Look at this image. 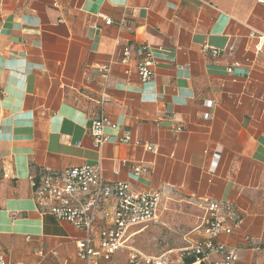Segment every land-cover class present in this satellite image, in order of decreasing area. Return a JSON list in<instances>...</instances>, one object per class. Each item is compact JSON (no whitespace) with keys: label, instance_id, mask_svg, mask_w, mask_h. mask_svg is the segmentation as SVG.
<instances>
[{"label":"crops","instance_id":"obj_1","mask_svg":"<svg viewBox=\"0 0 264 264\" xmlns=\"http://www.w3.org/2000/svg\"><path fill=\"white\" fill-rule=\"evenodd\" d=\"M143 44L156 58L145 84L119 63L124 45ZM103 114L111 125L97 148L89 128ZM125 134L130 144L120 142ZM85 165H99L107 183L163 193L159 222L132 228L127 248L101 264H128L134 253L176 257L201 242L202 199L237 208L241 222L220 240L238 264H264V6L0 0L5 264H87L76 255L86 233L41 213L30 180ZM136 165L145 170L137 177Z\"/></svg>","mask_w":264,"mask_h":264},{"label":"built area","instance_id":"obj_2","mask_svg":"<svg viewBox=\"0 0 264 264\" xmlns=\"http://www.w3.org/2000/svg\"><path fill=\"white\" fill-rule=\"evenodd\" d=\"M255 1L264 6V0ZM106 23L110 25L112 21L106 20ZM119 63L133 66L144 84L155 76L156 58L149 45L143 44L136 49L124 45ZM103 71L108 72L107 68ZM126 72L129 74L131 70L127 68ZM228 72L231 73L232 68ZM108 101L103 97L100 104ZM110 125L105 114L92 122L89 134L97 148L108 141L105 129ZM120 142L130 144L131 137L125 134ZM144 171L139 165L133 166L136 177ZM3 177L8 178V174L4 172ZM30 180L41 213L69 222L86 233V237L76 244V255L87 264L111 261L117 252L127 248L132 228L157 224L160 219L163 193L135 192L125 182L107 183L99 165L45 170ZM196 205L204 211L201 226L204 239L201 242L179 251L176 257L172 251L154 258L134 253L128 264H183L187 258L209 264H238L237 252L220 240L222 236L231 235L241 222L237 208L211 199L199 200ZM0 264H5L3 256H0Z\"/></svg>","mask_w":264,"mask_h":264},{"label":"trees","instance_id":"obj_3","mask_svg":"<svg viewBox=\"0 0 264 264\" xmlns=\"http://www.w3.org/2000/svg\"><path fill=\"white\" fill-rule=\"evenodd\" d=\"M196 262H198V260H197L196 258H187V259L183 262V264H194V263H196ZM201 264H204V262H201Z\"/></svg>","mask_w":264,"mask_h":264}]
</instances>
